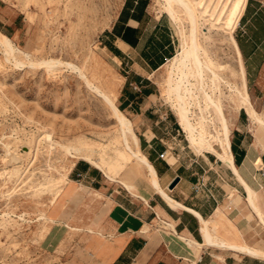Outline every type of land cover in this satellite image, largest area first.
<instances>
[{
  "label": "crops",
  "instance_id": "0c3cea01",
  "mask_svg": "<svg viewBox=\"0 0 264 264\" xmlns=\"http://www.w3.org/2000/svg\"><path fill=\"white\" fill-rule=\"evenodd\" d=\"M152 2L124 0L101 45L122 70L117 104L131 118L160 187L178 206L140 171L135 180L124 179L133 194L83 160L71 168L53 217H67L75 227L88 264H264V135L241 109L230 125L238 173L188 142L159 97L156 74L176 55L178 39L169 16ZM6 14L0 3V31L19 38V15ZM234 37L248 91L257 94L264 76V0H247Z\"/></svg>",
  "mask_w": 264,
  "mask_h": 264
},
{
  "label": "rangeland",
  "instance_id": "374dc122",
  "mask_svg": "<svg viewBox=\"0 0 264 264\" xmlns=\"http://www.w3.org/2000/svg\"><path fill=\"white\" fill-rule=\"evenodd\" d=\"M123 1L0 0V3L10 16L19 15L21 35L11 38L32 59L58 58L71 62L82 68L97 86L105 91L114 89L119 94L122 70L104 50L101 37L112 25ZM160 3L161 0H153L152 8L164 13ZM172 25L179 48L177 28ZM213 36L215 59L236 70V58L229 46L222 45L216 32ZM3 56L0 52V264H88L77 249L75 227L68 225L67 217L54 218L52 214L60 203L53 202L58 190L68 182L73 164L83 160L72 159L63 152L47 155L42 152V145L37 159L32 161V151L37 152L42 138L40 134L51 131L62 143H84L94 150L95 160L114 165V175L119 179L133 181L140 176L139 170L134 162L119 164L123 144L113 117L103 100L76 74L66 69L54 75L43 68L18 69ZM166 71L164 66L155 80L165 104L163 110L176 116L162 95ZM225 76L240 85L231 71ZM249 93L256 110L264 117V76L258 93L254 90ZM225 109L231 125L240 111L230 100H226ZM7 146L13 150L11 153ZM14 166L23 167L25 172L13 176Z\"/></svg>",
  "mask_w": 264,
  "mask_h": 264
},
{
  "label": "bare ground",
  "instance_id": "6f19581e",
  "mask_svg": "<svg viewBox=\"0 0 264 264\" xmlns=\"http://www.w3.org/2000/svg\"><path fill=\"white\" fill-rule=\"evenodd\" d=\"M160 4L162 11L176 26L180 39L176 55L165 65L167 78L163 86V98L175 112L177 123L196 151L199 154L205 152L215 154L219 160L238 173L233 166L230 152L231 128L226 115V100H230L237 111L244 109L251 124L264 135V117L252 103L242 55L234 37L247 0H161ZM214 32L220 37L222 45H228L233 52L236 70L215 59L212 48ZM0 52L7 63L18 69L43 68L48 74L53 75L60 69H66L76 74L90 91L103 100L113 117L123 144L119 164L123 166L134 162L139 171L149 178L151 187L162 193L172 206H178L160 187L153 165L140 149L139 137L132 120L117 104L118 94L114 89L103 90L88 78L82 68L71 62H64L58 58L32 59L30 53L1 31ZM230 71L238 78L240 85L227 80L225 75ZM40 136H42L40 140L37 138L39 140L37 152L35 153V149L32 151V161L37 159L42 149L47 155L63 152L72 159H81L99 168L110 180L118 181L134 194V185L124 179L118 180L113 172L114 165L95 160L94 150L84 143L78 145L62 143L54 138L51 131H45ZM37 139L33 142H37ZM8 146L7 151L11 153L13 150ZM23 172L25 169L21 166H14L12 169L13 176H21ZM248 190L250 195L254 194L251 188L248 187ZM62 192L63 187L58 190L53 202Z\"/></svg>",
  "mask_w": 264,
  "mask_h": 264
},
{
  "label": "built area",
  "instance_id": "2783aa9c",
  "mask_svg": "<svg viewBox=\"0 0 264 264\" xmlns=\"http://www.w3.org/2000/svg\"><path fill=\"white\" fill-rule=\"evenodd\" d=\"M162 159H164L165 157V153H163L161 156H160ZM262 175L264 176V171H262ZM201 188H204V185H200L198 187L195 188V191L196 192H199L201 190Z\"/></svg>",
  "mask_w": 264,
  "mask_h": 264
},
{
  "label": "water",
  "instance_id": "95a60500",
  "mask_svg": "<svg viewBox=\"0 0 264 264\" xmlns=\"http://www.w3.org/2000/svg\"><path fill=\"white\" fill-rule=\"evenodd\" d=\"M24 150H26V148H23ZM178 179L173 183V185L170 188H174V186L177 184Z\"/></svg>",
  "mask_w": 264,
  "mask_h": 264
}]
</instances>
